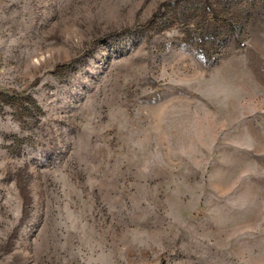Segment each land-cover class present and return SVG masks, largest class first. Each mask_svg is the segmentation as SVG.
I'll return each instance as SVG.
<instances>
[{
	"label": "rangeland",
	"instance_id": "1",
	"mask_svg": "<svg viewBox=\"0 0 264 264\" xmlns=\"http://www.w3.org/2000/svg\"><path fill=\"white\" fill-rule=\"evenodd\" d=\"M0 264H264V0H0Z\"/></svg>",
	"mask_w": 264,
	"mask_h": 264
}]
</instances>
